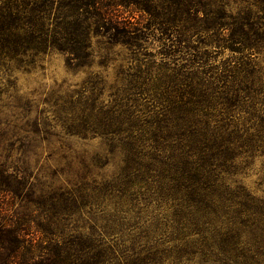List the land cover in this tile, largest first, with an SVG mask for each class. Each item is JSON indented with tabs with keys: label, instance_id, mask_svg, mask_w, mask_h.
<instances>
[{
	"label": "trees",
	"instance_id": "trees-1",
	"mask_svg": "<svg viewBox=\"0 0 264 264\" xmlns=\"http://www.w3.org/2000/svg\"><path fill=\"white\" fill-rule=\"evenodd\" d=\"M94 37L115 83L19 94ZM0 264H264V0H0Z\"/></svg>",
	"mask_w": 264,
	"mask_h": 264
},
{
	"label": "rangeland",
	"instance_id": "rangeland-1",
	"mask_svg": "<svg viewBox=\"0 0 264 264\" xmlns=\"http://www.w3.org/2000/svg\"><path fill=\"white\" fill-rule=\"evenodd\" d=\"M114 10L120 11L123 16L128 17L131 15L137 18L140 14L131 8L120 7ZM91 41L93 57L89 59L90 64L88 66L71 70L67 67L66 56L63 53L53 51L41 61L42 68L35 67L28 73L17 72L16 87L19 94L27 98L36 97L41 101L57 90L64 92L79 89L91 77L97 79L95 76L101 77L108 85L115 83L120 77L119 65L126 63L121 62L125 50L119 46L114 49H107L100 37H94ZM149 43L152 46L149 47V50L155 52L160 48L154 40H150ZM38 107L41 108L42 103H39ZM97 144L96 142H89L87 147L92 150L98 146ZM58 157V153H55V160H49L52 167L62 166L63 161L62 159L59 160ZM254 179L255 176L245 177L243 183L250 189L256 190L254 189Z\"/></svg>",
	"mask_w": 264,
	"mask_h": 264
}]
</instances>
